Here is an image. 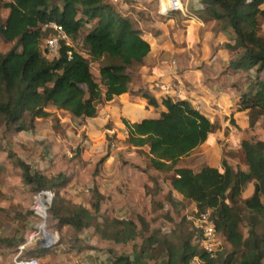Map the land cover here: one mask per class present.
<instances>
[{"label": "trees", "instance_id": "trees-1", "mask_svg": "<svg viewBox=\"0 0 264 264\" xmlns=\"http://www.w3.org/2000/svg\"><path fill=\"white\" fill-rule=\"evenodd\" d=\"M200 1L206 12L228 26L235 36L225 46L233 54L229 68L248 72L250 80L253 70L258 75L263 72L264 0ZM3 10L8 12L5 20ZM51 23L62 28L67 40L59 42L57 55L49 59L41 47L54 35L53 30L43 29ZM0 38L12 45L5 53L0 52V123L4 133H33L37 121L52 116L48 107L81 121L94 119L99 105L128 92L130 72L150 53L141 31L108 0H0ZM77 40L89 59L73 46ZM91 62H99L97 77L91 71ZM258 75L249 81L248 90L240 98L239 111H248L249 120L254 113L264 115V79ZM149 104L157 107L152 99ZM162 105L165 111L156 119L123 121L125 144L145 149L148 166L171 175L166 201H171L175 192L183 201L194 204L198 214L211 212L215 232L224 239L228 255L222 260L220 251L215 254L217 258H212L198 245H192L197 234L185 218L177 236L160 230L142 236L140 245H133L136 263L127 255L106 252L114 264H145L159 256L161 264H189L194 257L204 264H264V227H257L264 219V141H241L245 171H236L225 161L219 167L205 165L198 170L181 167L183 159L212 137L216 125L185 100L165 99ZM5 160L21 171L24 184L33 193L53 192L47 215L57 226L74 233L75 244L69 249H94L79 245V235L86 228L114 244L129 243L137 236L134 221L105 218L99 222L88 209L66 199L62 189L69 179L64 173L46 176L32 171L10 151L5 155L0 152V170ZM249 183L253 184V193L243 199L242 192ZM152 185V189H146L150 209H164L165 200H156L161 187L153 178ZM97 198L92 204L95 213L100 210L102 197L97 194ZM245 219L250 221L247 238L240 229ZM185 224L189 234L182 232ZM0 243L13 245L6 239Z\"/></svg>", "mask_w": 264, "mask_h": 264}, {"label": "crops", "instance_id": "crops-1", "mask_svg": "<svg viewBox=\"0 0 264 264\" xmlns=\"http://www.w3.org/2000/svg\"><path fill=\"white\" fill-rule=\"evenodd\" d=\"M108 1L141 31L143 39L150 46V53L130 72L128 92L114 98L111 103L104 104V126L109 122L113 124L111 129L106 127L105 134L120 133L125 140L123 121L134 123L143 119L158 118L160 113L165 111L162 105L165 99H182L189 102L212 123H218L219 120L222 123L223 117L230 116L231 113H234L233 118L238 125L241 126L242 122L248 123L249 112L238 111L237 107L239 92L235 85L236 74L240 71L229 68L233 54L225 48L235 36L228 26L206 12L200 0H182L188 10V16L178 12L161 16L160 0H116L115 4L113 0ZM150 99L156 102L157 107L149 104ZM40 121L42 120L36 122L35 131ZM209 144L211 138L194 152L205 149ZM117 156L119 157V154ZM117 156V166L113 165L114 160L110 155L104 168L91 178V185L87 187L88 194L80 191L78 185L86 171L75 164L71 174H65L69 181L62 189V195L72 203L88 209L93 197L96 202L99 194L102 197L100 208L102 206L110 212L114 209L115 218L119 221L130 219L129 210L137 214L150 210V196L146 194V189L151 187L152 177L160 173L151 167L147 168L148 152L143 148L130 147L128 153L123 152L120 155V159ZM219 158L218 151H215L207 154L204 161L206 166L219 167ZM134 164L136 168L141 165V170L131 169ZM57 173L62 172H51ZM249 186L244 196L242 193L243 199L253 193V184L250 183ZM170 190L171 186L167 191ZM160 194L163 195L164 191ZM172 197L182 199L175 192ZM63 228L68 229L65 226ZM81 234L79 236H83V232ZM86 234L85 232L84 235ZM56 236L57 244L48 250L42 248L40 241L8 246L13 247L14 252L8 250L6 258L0 253V263L5 261L11 264L22 253L37 257L39 264H109L112 259L106 251L97 248L82 251L66 249L60 241L58 242V235ZM21 246H24V249L20 252Z\"/></svg>", "mask_w": 264, "mask_h": 264}, {"label": "rangeland", "instance_id": "rangeland-1", "mask_svg": "<svg viewBox=\"0 0 264 264\" xmlns=\"http://www.w3.org/2000/svg\"><path fill=\"white\" fill-rule=\"evenodd\" d=\"M115 3L116 1L114 4ZM7 14L8 12L6 10L1 12L3 20L6 19ZM261 31L263 34L264 25L261 28ZM82 34H85V31H83ZM11 46V44L5 43L0 38V52L5 53L11 48ZM73 46L77 51L83 53L84 56L89 59L81 48L80 40L74 42ZM41 48L42 50H45L44 42ZM47 57L51 59L54 56L47 55ZM90 65L93 75L97 77L99 62H91ZM236 75L237 83L235 87L239 92V99L237 102L239 111L240 98L243 95V92L248 90L249 81H252L258 74L253 70L251 80L248 72L240 71ZM258 76L259 78L264 79V71ZM47 111L52 114L51 119L40 121L36 131L31 134L4 133L3 125L0 123V152H4V155L8 151L12 152L20 160L28 164L32 171L39 172L46 176H49L51 172L71 174L72 167L77 164L81 170L86 171L81 179V183L78 184L82 190L87 189V187L91 185V178L104 168V164L109 161L110 155L112 156V160H114L113 165L117 166L118 160L115 159V156L119 154L120 157L123 152L128 153L130 147L125 144V141L123 140L124 137L120 135V133L112 135L104 133L107 126L109 129L113 126L111 122L104 126V104L99 105L97 116L92 121H81L80 119L72 117L68 113L57 111L53 107H48ZM233 114L234 113H231L230 116H224L222 123H220V120L218 123L215 122L214 124L216 125V128L211 137V144L201 151L194 152L188 159L182 160L179 166L198 170L206 165L204 157L207 154L218 151V155L220 156L218 161L219 166L225 161L236 171L247 169L240 150V143L242 140L250 139L264 141V115L254 113L253 116H251V120L248 119V123L242 122L240 123V126L236 123V119L233 118ZM130 154L131 152L129 155ZM119 157L117 156L118 159H120ZM1 161H3V159ZM146 164L148 168V162H146ZM4 166L5 167L0 170V240H11L13 245H21L27 242L28 236L31 233L40 231L39 227L42 221L32 212L34 202L33 196L35 193L31 191L30 187H27L24 184L21 178V171L18 168L13 167V165L10 162H7V160L4 161ZM132 166L131 169L141 170V165L137 168L135 167V164ZM152 178L157 181V187L163 188L161 191H164V194H159L156 200L164 201V197L168 193L167 189L170 186L171 175L160 173ZM249 185L250 183L247 184L242 192L243 196ZM152 188L153 185L151 184L150 189ZM94 200L95 197H93L88 208L91 217H97L99 222L103 221L105 218L116 219L114 209L113 212H110V210H105L101 206L99 212L95 213L92 209ZM163 207L164 209L159 210L154 206V208L145 210V212L143 211L141 214L129 210L130 219L128 220L135 222L137 234L135 239L129 243L114 244L111 241L102 238L98 233H95L92 228H86L83 230V236H85V232L87 233L86 236H79L82 238H80L82 241L79 245L82 247H88L92 243L93 248H97L101 251L112 250L118 255H127L134 263H136L137 255L135 253L136 251L133 249V245L137 244L139 246L142 236L147 237L156 230H160L163 233L171 232L177 236L181 233L182 222L185 216L187 214H198L194 204L185 202L179 198H171V201L165 200ZM209 214L211 217V212H209ZM139 217L142 221L139 220ZM249 223L250 221L245 219L240 224V229L245 238H247L250 231ZM44 225L47 233H54L55 236L58 235V242L60 241V243L64 245V248L67 249L73 247L75 244L73 242L75 235L71 229L57 226V222L52 220L50 214H48ZM257 225V227L260 228L264 227V219L259 221ZM183 231L184 233L189 234V226L185 224L182 229V232ZM195 238L191 240L192 245H194ZM86 239L89 240L87 241ZM218 239L221 244L220 251L223 252L222 260H225L229 249L222 237L218 236ZM74 249L77 251L76 247ZM7 251L13 253L14 248L8 247V244L0 243V253L3 258L7 257ZM18 257L29 256L22 253L18 255ZM217 257L218 256H216V258ZM161 262L162 258L159 256V258L148 261L145 264H161ZM7 263L8 262L4 261L0 264ZM109 264H114L113 259H110ZM189 264H191V261ZM201 264H204V261H201Z\"/></svg>", "mask_w": 264, "mask_h": 264}, {"label": "built area", "instance_id": "built-area-1", "mask_svg": "<svg viewBox=\"0 0 264 264\" xmlns=\"http://www.w3.org/2000/svg\"><path fill=\"white\" fill-rule=\"evenodd\" d=\"M114 2L116 0H113ZM181 13L184 16H188V10L183 4L182 0H160L159 14L161 16H168L169 13ZM51 29L54 31V35L45 40V52L47 55H57L59 42L66 41L67 37L63 32L62 28L54 23L43 26V29ZM126 135V133H125ZM80 191L88 193V189ZM54 194L50 190L41 191L33 196L34 202L32 207L33 214L42 221L39 232H33L28 236L27 244L40 241L43 249H52L56 242L55 234L47 233L45 231V221L47 219V209L51 205ZM185 219L192 223L194 230L196 231L197 237L194 240V244L198 245L205 253L210 257H214L217 252L220 251V241L218 235L215 232V225L210 217L209 212L199 213L195 215H186ZM24 246L19 247L21 252ZM11 264H38V259L32 257H16ZM191 264H201L198 257L191 259Z\"/></svg>", "mask_w": 264, "mask_h": 264}]
</instances>
